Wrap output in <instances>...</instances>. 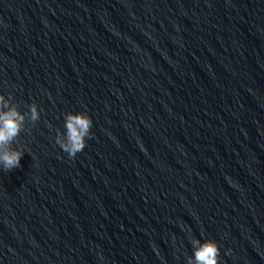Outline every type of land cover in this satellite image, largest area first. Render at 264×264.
Here are the masks:
<instances>
[{
	"label": "water",
	"instance_id": "obj_1",
	"mask_svg": "<svg viewBox=\"0 0 264 264\" xmlns=\"http://www.w3.org/2000/svg\"><path fill=\"white\" fill-rule=\"evenodd\" d=\"M0 264H264V0H0ZM91 138L56 143L66 113Z\"/></svg>",
	"mask_w": 264,
	"mask_h": 264
},
{
	"label": "clouds",
	"instance_id": "obj_2",
	"mask_svg": "<svg viewBox=\"0 0 264 264\" xmlns=\"http://www.w3.org/2000/svg\"><path fill=\"white\" fill-rule=\"evenodd\" d=\"M12 101L11 94L7 99L0 94V168L5 172L20 167L24 152L14 148L13 143L28 123L35 125L40 119L35 102L27 105L28 111L22 113ZM64 120L65 131L56 130L55 143L70 159H75L86 147V138H91L93 121L85 112L66 113ZM190 242L193 253L187 257V264H219L220 248L216 241L207 239L202 242L193 237Z\"/></svg>",
	"mask_w": 264,
	"mask_h": 264
}]
</instances>
